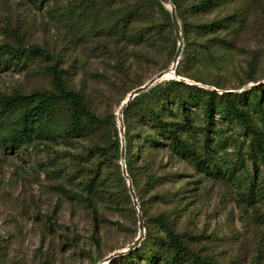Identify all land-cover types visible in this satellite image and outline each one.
Listing matches in <instances>:
<instances>
[{
  "label": "rangeland",
  "instance_id": "1",
  "mask_svg": "<svg viewBox=\"0 0 264 264\" xmlns=\"http://www.w3.org/2000/svg\"><path fill=\"white\" fill-rule=\"evenodd\" d=\"M137 1L0 0V96L53 89L51 67L56 66L67 86L82 92L90 109L115 121L119 131L118 112L127 95L169 68L178 48L174 26L155 33L154 42L137 43L128 39L142 23L137 17L127 23L124 33L109 28L102 19L110 10L120 12ZM142 2L145 8L149 5V0ZM96 7L100 14L92 16ZM227 14L236 16L238 23L214 35L203 37L188 29L189 43L185 46L184 42L179 59L181 75L162 79L163 90L170 79L183 82L182 95L189 89L187 84L210 90L218 85V93H239L247 85L264 83V0H228L208 13L185 15L191 23H202ZM148 18H143L147 25ZM211 38L224 42L199 53L203 42H212L205 39ZM8 46L23 49L25 55L20 59L6 52ZM34 46L46 54H34ZM241 98L234 100L264 142V98L260 107L252 95ZM211 102L213 120L204 116L203 104L194 106L186 96L190 125L181 129L203 163L178 153L168 141L164 149L148 147L143 155L153 159L163 181L156 192L174 190L183 198L179 203L155 202L138 186L139 208L151 233L149 237L144 232L134 248H141L134 254L138 264H146L150 253L155 254L154 264L172 257L158 239L163 232L154 216L160 213L168 215L175 232L184 234L189 246L202 256L222 264H264V159L259 158L254 167L247 154L251 130L216 111L227 108L226 97ZM135 107L128 113V122L130 133L139 136L147 128ZM155 107L160 108L157 103ZM208 122H212L209 131ZM6 125H0V264H99L136 241L140 235L136 209L132 213L124 205L111 209L98 203L94 212L85 199L88 193L80 186L90 172V147L95 141L108 144L115 136L112 126L60 146L13 148L3 140ZM72 153L86 166L78 177H74ZM124 163L127 170L125 158ZM169 174H175L173 181L168 182ZM112 260L104 264H126L121 258Z\"/></svg>",
  "mask_w": 264,
  "mask_h": 264
},
{
  "label": "trees",
  "instance_id": "2",
  "mask_svg": "<svg viewBox=\"0 0 264 264\" xmlns=\"http://www.w3.org/2000/svg\"><path fill=\"white\" fill-rule=\"evenodd\" d=\"M171 1L176 7L185 46L189 43L188 29H192L194 32L206 37L218 33L223 28L228 27L229 24L235 26L238 23V18L233 14H227L202 23H191L186 20L185 14L208 13L215 5L228 0H191L187 4H182L180 0ZM148 3L149 5L146 8L142 0H138L137 3L126 4L120 12L110 10V14L105 15L102 19L107 21L109 28H120L124 33L127 23L137 17V22L142 23L137 25L133 32L129 33L128 39L137 43L154 42L155 33L166 27L171 28L173 23L171 11L161 0H149ZM99 9V7H96L92 16H98L100 14ZM144 16L150 17L148 18V25L144 23ZM208 40L212 42L210 44L203 42L199 53L202 49L207 51L219 42H224L223 38L205 39V41ZM4 49L20 59L25 55V51L21 48L8 46ZM32 50L34 54H46L45 50L38 46H34ZM180 65L181 62L176 68L175 74L177 75H181ZM51 75L53 83V89L51 90L36 91L29 95L14 93L0 96V123H7L6 133L3 136L4 142L13 148L22 145L31 147L34 145L60 146L69 139L93 134L104 127L112 126L115 136L108 144L106 141H95L90 147L89 156L92 159L90 172L80 182V186L88 193L85 199L94 212L98 209V203H104L111 209L124 205L132 213H135L133 200L120 163L122 144L115 121L109 122V118L96 115L87 104L83 93L67 86L62 70L52 66ZM193 79L196 80V78ZM165 83L168 86L165 90L162 89L163 84L160 80L147 90L142 91L129 102L123 111L125 161L138 200H140L138 186L155 202L162 203L170 200L179 203L183 198L177 192L174 193V190L166 194L156 192L158 185L163 181L153 167L155 164L153 159L149 160L143 156L148 147L155 151L162 150L166 145V141H168L173 149L183 156L190 157L197 164L204 162L198 151L181 134L182 127L190 125L185 110L186 96L193 102V105L203 104L204 116L212 120L215 108L211 101L215 97H226L227 108H219L216 111L224 116L236 118L247 129L251 130L253 139L247 154L252 161V165L256 167L258 159H264L262 137L253 131L247 113L234 100L235 97L242 99L241 97L249 94L252 95V101L260 107L264 98V83L252 84L250 87L247 85L243 87L244 91L239 93H227L225 91L218 93L220 89L218 85L215 86L216 90H210L194 84H187L189 89L184 95L179 91L183 84L182 81L170 79ZM205 95L207 99L204 97ZM156 103L160 108L155 107ZM134 106L139 107L141 124L147 128V132H139V136L130 133V122H128V113ZM10 120L11 123H9ZM211 123H207V131L211 130ZM72 154L75 156L72 159L75 171L74 177H78L86 166L80 157H76L79 156L78 154ZM174 175H170L168 182L172 180ZM154 219L163 232V236L158 237L160 244H164L172 252V257L163 259V264H181L185 260L189 264H222L212 257L196 253L189 246L188 241L185 240L186 236L175 232L172 228L167 214L160 213L154 216ZM145 232L146 235L151 236L147 223H145ZM138 250H141V248L131 250L133 254H130L129 251L116 258H121L120 261L126 264H138L134 255L138 253ZM154 257L155 254L150 253L147 256L146 264H154L152 261Z\"/></svg>",
  "mask_w": 264,
  "mask_h": 264
},
{
  "label": "water",
  "instance_id": "3",
  "mask_svg": "<svg viewBox=\"0 0 264 264\" xmlns=\"http://www.w3.org/2000/svg\"><path fill=\"white\" fill-rule=\"evenodd\" d=\"M161 1H162L163 4H165V5L170 7L172 23H173V26H174V29H175V32H176V35H177V38H178V48H177V51L175 53V56H174V59H173V63H172V65L169 68L158 72L157 74L152 76L149 80H147L141 86H138V87L134 88L127 95L125 101L122 103L121 108H120V110L118 112V126H119V133H120L121 144H122V148H121L122 171H123V175L127 179L129 192L131 194L134 207H135V209H136V211L138 213L140 235L138 236L136 241L132 245H130L127 249L113 252L111 255H109L106 258L105 261H103V262H101L99 264H104V262L108 263L113 258H115L117 256H120L122 254L128 253L129 251L133 250L135 247H137L139 245V243L141 242V239L143 238V234L145 232L144 217H143V214H142V212H141V210L139 208V202H138V198H137L136 192H135L134 187H133L132 180H131V178L129 177V175L127 173L126 166H125V163H124V158H125V126H124V119H123V111L127 107V105L129 104V102L136 95H138L142 91L147 90L149 87L154 85L156 82L166 78L167 77L166 74L169 73V71H171L173 73V75H176L175 74L176 68H177V65L179 63V59L181 57V53H182V49H183V45H184L183 32H182L181 24L179 22V18H178L177 13H176L175 4L171 0H161Z\"/></svg>",
  "mask_w": 264,
  "mask_h": 264
},
{
  "label": "bare ground",
  "instance_id": "4",
  "mask_svg": "<svg viewBox=\"0 0 264 264\" xmlns=\"http://www.w3.org/2000/svg\"><path fill=\"white\" fill-rule=\"evenodd\" d=\"M166 75H167V76H174L173 73H172L171 71H169V73H167ZM124 101H125V100H124ZM124 101H123V102H124ZM121 105H122V104H121ZM120 108H121V106H120ZM119 110H120V109H119Z\"/></svg>",
  "mask_w": 264,
  "mask_h": 264
}]
</instances>
